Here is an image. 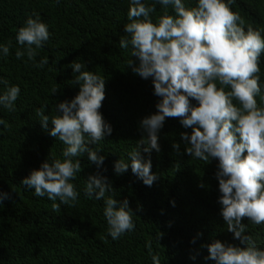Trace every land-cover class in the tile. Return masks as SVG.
Returning a JSON list of instances; mask_svg holds the SVG:
<instances>
[{
	"label": "trees",
	"instance_id": "16d2710c",
	"mask_svg": "<svg viewBox=\"0 0 264 264\" xmlns=\"http://www.w3.org/2000/svg\"><path fill=\"white\" fill-rule=\"evenodd\" d=\"M144 2L155 4L156 12L151 14L155 22L162 6L155 0ZM184 3L194 7L197 0ZM231 7L246 24L264 29V0H235ZM128 9L129 0H0V44L11 41L9 55L0 53V77L21 89L15 112L0 106V119L6 122L0 125V195L8 197L0 205V264H152L146 247L149 241L152 253H159L160 264H215L205 259L208 251L201 245L213 240L240 245L219 215L218 161L206 163L185 154L186 144L180 134L191 129H184L177 118H166L159 133L161 151L151 154V171L160 177L151 187L144 185L131 168L119 176L114 172L115 161L130 163L128 153L141 138L139 121L155 113L159 100L153 95L151 78L143 80L128 68L131 47L119 46V39L126 35L123 27L129 22ZM33 11L51 33L49 41L37 49L34 62L15 55L21 48L16 41L18 29ZM168 11L174 15L171 7ZM45 57L49 64L34 67ZM73 62L84 63L82 71L106 80L100 111L113 132L96 145H88L105 157L99 169L86 153L74 158L80 159L82 167L70 181L79 192L78 200L74 206L61 204L54 211L52 205L59 200L37 197L34 189L21 181L47 158L49 162L63 159L66 146L42 129L36 110L47 105L44 114L51 118L58 103L71 101L78 94L79 86L73 81L79 73H73ZM259 67L264 94V54ZM4 88L0 85V94ZM53 89L58 90L55 95ZM256 99L264 107V101L259 96ZM174 142L180 145L179 155L172 148ZM98 171L111 181L114 198L128 199L135 213V230L116 241L108 235L103 200L84 194L88 177ZM200 183L206 187H198ZM107 195L111 193L105 198ZM242 223L247 226L245 235L264 250V224L255 225L247 219ZM158 233L163 234L159 241Z\"/></svg>",
	"mask_w": 264,
	"mask_h": 264
},
{
	"label": "clouds",
	"instance_id": "9594fccd",
	"mask_svg": "<svg viewBox=\"0 0 264 264\" xmlns=\"http://www.w3.org/2000/svg\"><path fill=\"white\" fill-rule=\"evenodd\" d=\"M155 3L162 6V14L154 22L151 14L156 12L155 4L129 0V22L123 27L126 35L119 39V46L131 47L128 68L143 80L151 78L153 95L159 100L155 113L139 121L141 138L128 153L130 163L123 159L115 161L114 172L119 176L131 168L144 185L151 187L160 179L151 171V154L161 151L159 133L166 118H177L184 129H191L190 133L180 134L186 144L185 154L206 163L218 161L215 179L219 215L227 225V232L243 245L213 240L201 245L208 251L205 259L215 264H264V250L250 235H245L247 226L242 223L247 219L255 225L264 224V107L256 99L259 96L264 101L259 84L264 29L246 24L239 12L232 10L235 0H197L194 7L186 6L184 0H155ZM169 7L174 15L169 14ZM50 36L48 25L33 11L18 29L16 41L21 48L16 50V58L27 56L34 62L37 49ZM10 47L11 41L0 44V53L9 55ZM47 64L49 58L45 57L34 67L43 68ZM70 67L74 74L79 73L73 81L79 86L78 94L71 101L58 103L56 115L51 118L44 114L47 105L36 110L42 129L66 146L63 159L49 162L47 158L21 181L23 186L34 189L35 196L59 200L52 205L54 211L61 204L74 206L78 200L79 192L70 181L76 179L82 167L80 159L74 158L86 153L99 169L105 157L88 145H96L113 132L100 111L106 80L91 71H82L84 63L73 62ZM0 85L5 86L0 106L15 112L19 85H9L2 77ZM52 91L53 95L58 92ZM5 124L0 119V125ZM172 148L180 154L178 143L174 142ZM198 187L203 189L206 185L200 183ZM108 193L111 195L105 198ZM84 194L103 200V215L113 241L135 230V213L128 199L114 198L111 181L99 171L88 177ZM7 198V194L0 195V205ZM162 235L157 234L158 241ZM146 247L152 264H160L159 253H152L150 241Z\"/></svg>",
	"mask_w": 264,
	"mask_h": 264
}]
</instances>
